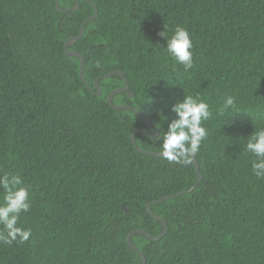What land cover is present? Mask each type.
Here are the masks:
<instances>
[{"label":"trees","instance_id":"16d2710c","mask_svg":"<svg viewBox=\"0 0 264 264\" xmlns=\"http://www.w3.org/2000/svg\"><path fill=\"white\" fill-rule=\"evenodd\" d=\"M90 2L96 16L67 46L84 59V83L80 58L65 53V42L93 15ZM58 5L0 0V176L18 175L29 190L17 227L32 233L24 243L0 242V264H143L127 236H157L160 220V238L130 236L145 264H264V179L245 151L264 128V0ZM177 25L193 42L188 71L163 49L160 33L166 28L170 37ZM124 78L128 89L108 103ZM183 93L212 112L195 155L202 178L194 190L154 202L198 177L193 160L136 148L162 151ZM229 95L236 108L221 117Z\"/></svg>","mask_w":264,"mask_h":264},{"label":"clouds","instance_id":"9594fccd","mask_svg":"<svg viewBox=\"0 0 264 264\" xmlns=\"http://www.w3.org/2000/svg\"><path fill=\"white\" fill-rule=\"evenodd\" d=\"M165 31L160 33L166 39L167 54L175 64L188 71L193 67V42L188 30L177 25L169 37ZM236 108V101L229 95L224 98L222 105L217 109V114L221 117ZM172 112L175 118L168 124L167 130L162 137L161 155L168 161L184 163L192 162V158L199 152L202 142L208 136V130L203 126L212 116L210 106L199 96L184 95L182 101H177L172 105ZM237 113V112H235ZM231 117V116H230ZM229 118V117H228ZM227 119H225V124ZM152 129H146L147 136L152 135ZM245 151L253 154L252 170L258 179H264V128L253 132L245 145ZM23 180L18 175L5 174L0 176V187L5 189L3 197L4 203L0 205V242L12 244L14 241L20 243L27 242L32 235L30 229L17 227L20 214L26 213L30 209L29 190L20 187Z\"/></svg>","mask_w":264,"mask_h":264},{"label":"water","instance_id":"95a60500","mask_svg":"<svg viewBox=\"0 0 264 264\" xmlns=\"http://www.w3.org/2000/svg\"><path fill=\"white\" fill-rule=\"evenodd\" d=\"M56 4H57V7L59 8L58 0H56ZM90 4L95 8V6H94V4H93L92 2H90ZM77 8H78V2L76 1V4H75L74 7H72V9H77ZM59 9H60V8H59ZM96 14H97V10H96V8H95L93 15H91L90 17H87V18L82 22V24H81V26H80V29H79V33H78V35L75 36V37H70V38L65 42V53H66V54H71V55H76V56H79V58H80V77H81V79H82V81H83L84 83H86V81H85V79H84V76H83L84 59H83V57H82L79 53H77L76 51L68 50V49H67V46H68L72 41H75V40L79 39V38L82 36L85 23H86L87 21L93 19V18L96 16ZM115 73H116V74H119V72L114 71V72H110L109 75H112V74H115ZM124 81H125V86H123V87H121V88H119V89H116V90L112 91V92L109 94V96L107 97V102H108V103L111 104V99H112V97H113L114 94H116V93H118V92L125 91V90L128 89V82H127V79L124 78ZM94 84H95V86L97 87V92H96V94H97V95H100L101 90H100V88H99L98 85H97V79L94 81ZM130 95H132V94H130ZM114 108H131V109H134L133 107L128 106V105H114ZM134 110H135V109H134ZM137 131H139V130L137 129ZM133 134H134V133H133ZM133 134L130 136V138H131V140L133 141L134 145L136 146V143H135V141H134ZM154 135H155V134H154ZM136 148H137V150H138L139 152L144 153V154H150V155L162 156V155H161V151H151V150L143 149V148L138 147V146H136ZM192 160H193V163H194V166H195V170H196L197 173H198V177H197V180H196V182L194 183V185H193L191 188H189V189H186V190H180V191H178V192H175V193H172V194H169V195L163 196V197L159 198L158 200H155L154 202L167 200V199H169V198H171V197H174V196H176V195H180V194L186 193V192H188V191L194 190V189L197 187V185L199 184V182H200V180H201V178H202V175H201V173H200V171H199L198 163H197V159H196V157H193ZM150 204H151V203H147V204H146V209H147V211H149V212H150ZM158 219H159V218H158ZM159 220H160V219H159ZM160 221H161V223L163 224V231H162L159 235H157V236H153L152 234H149V233H147V232H145V231H143V230L132 231V232H130L129 235L127 236V242H128V244L130 245V247H131L132 249H134V250L139 254V256H140L141 259H142L143 264H145V257H144V255H143V253L140 251V249H139V248H138V247H137V246H136V245L130 240V236H131L132 234H134V233H144L148 238L153 239V240H156V239L160 238V237L164 234V232H165V230H166L165 222L162 221V220H160Z\"/></svg>","mask_w":264,"mask_h":264}]
</instances>
